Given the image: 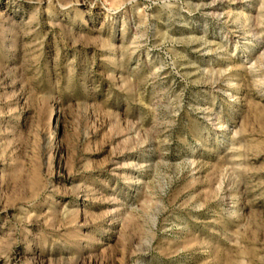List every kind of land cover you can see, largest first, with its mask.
I'll use <instances>...</instances> for the list:
<instances>
[{
	"label": "rangeland",
	"instance_id": "1",
	"mask_svg": "<svg viewBox=\"0 0 264 264\" xmlns=\"http://www.w3.org/2000/svg\"><path fill=\"white\" fill-rule=\"evenodd\" d=\"M0 264H264V0H0Z\"/></svg>",
	"mask_w": 264,
	"mask_h": 264
}]
</instances>
